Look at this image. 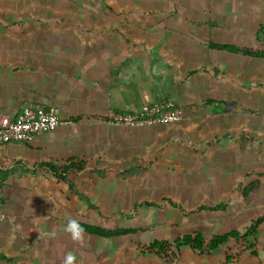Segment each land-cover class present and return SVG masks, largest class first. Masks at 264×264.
Listing matches in <instances>:
<instances>
[{"label": "crops", "instance_id": "crops-1", "mask_svg": "<svg viewBox=\"0 0 264 264\" xmlns=\"http://www.w3.org/2000/svg\"><path fill=\"white\" fill-rule=\"evenodd\" d=\"M181 2L0 0V118L25 104L60 117L55 130L0 148L38 165L146 141L152 159L177 166L189 159L187 165H201L192 170L201 175L214 172L219 151L232 149L236 135L248 141L253 131L264 148V58L209 46L260 50L264 37L236 26L231 14L176 12ZM164 100L183 109L180 122L108 121L112 111L136 113ZM40 174L57 183L46 168Z\"/></svg>", "mask_w": 264, "mask_h": 264}, {"label": "rangeland", "instance_id": "rangeland-1", "mask_svg": "<svg viewBox=\"0 0 264 264\" xmlns=\"http://www.w3.org/2000/svg\"><path fill=\"white\" fill-rule=\"evenodd\" d=\"M182 1L185 5L174 6L176 12H202L204 19L231 14L236 26L243 25L254 35L264 25V0ZM238 138L232 149L219 151L214 172L207 175L194 174L192 170L200 172L201 165H187L189 159L183 166L171 159H152L144 141L133 149L113 146L109 151L67 156L56 163L70 157L81 168L64 174L65 179L52 173L57 183L43 179L44 167L22 163L0 148V156L7 154L6 162L0 157V200L5 203L0 209V253L7 256L0 264H61L69 252L73 264H264V222L255 238L231 240L210 254L188 246L168 247L161 257L145 252L154 240L170 244L200 231L208 241L232 229L244 231L264 216L263 143L253 131L248 141ZM251 183L253 189L245 194ZM220 204L225 208L212 209ZM69 218L142 230L113 238L83 233L75 241L63 230ZM250 242L253 246L247 249Z\"/></svg>", "mask_w": 264, "mask_h": 264}, {"label": "trees", "instance_id": "trees-1", "mask_svg": "<svg viewBox=\"0 0 264 264\" xmlns=\"http://www.w3.org/2000/svg\"><path fill=\"white\" fill-rule=\"evenodd\" d=\"M257 38L262 39L264 37V25H260L257 30ZM209 46L214 49L219 50H227L234 53H241L245 55H249L252 57H261L264 58V49L254 50L251 48H240L236 45L232 44H217L210 43ZM84 163V161H82ZM59 164V165H58ZM39 167H44L48 171L53 174H58L61 178L65 179V175L68 172L74 170L79 166L81 168L80 163L74 158H68L66 162L53 163L48 161H41L38 163ZM60 169L63 173L60 172ZM253 183H251L247 188H245L244 193H248L253 189ZM217 208H225V204H220L214 206L212 209ZM81 227L84 229L83 233L100 236L103 238H113L126 236L129 234H135L138 231L142 230V228H134V227H116V228H107L101 225L88 223L84 221H78ZM264 222V216L258 217L255 221H253L244 231L238 229H232L222 234H215L209 238L208 241H205L203 233L200 231L192 232L184 234L180 237H177L172 243H168L167 241L162 240H154L152 241L145 252L148 254H154L158 257H161L164 251L168 247L174 248L175 250H180L182 246H188L192 251L199 252L202 254H210L217 251L220 247L225 245L231 240H240V239H248L251 240L255 238L259 231L260 224ZM253 243L250 242V245L247 246V249H251ZM251 254L255 255L256 251L251 250ZM7 256L3 253H0V258H6Z\"/></svg>", "mask_w": 264, "mask_h": 264}, {"label": "built area", "instance_id": "built-area-1", "mask_svg": "<svg viewBox=\"0 0 264 264\" xmlns=\"http://www.w3.org/2000/svg\"><path fill=\"white\" fill-rule=\"evenodd\" d=\"M184 111L172 100H164L141 107L136 113L112 111L109 122L116 125L142 126L164 125L180 122ZM60 123L59 115L41 105L25 104L14 115L0 118V144L29 142L37 135L55 130Z\"/></svg>", "mask_w": 264, "mask_h": 264}, {"label": "clouds", "instance_id": "clouds-1", "mask_svg": "<svg viewBox=\"0 0 264 264\" xmlns=\"http://www.w3.org/2000/svg\"><path fill=\"white\" fill-rule=\"evenodd\" d=\"M64 232L68 233L75 241L82 239L84 229L75 219L69 218L65 224ZM74 256L72 253H66L61 261V264H73Z\"/></svg>", "mask_w": 264, "mask_h": 264}]
</instances>
